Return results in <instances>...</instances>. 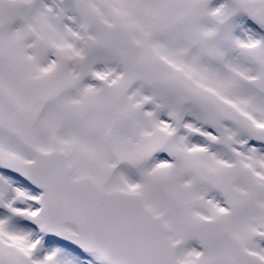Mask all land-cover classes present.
I'll return each instance as SVG.
<instances>
[{"label": "snow or ice", "instance_id": "obj_1", "mask_svg": "<svg viewBox=\"0 0 264 264\" xmlns=\"http://www.w3.org/2000/svg\"><path fill=\"white\" fill-rule=\"evenodd\" d=\"M0 264H264V0H0Z\"/></svg>", "mask_w": 264, "mask_h": 264}]
</instances>
